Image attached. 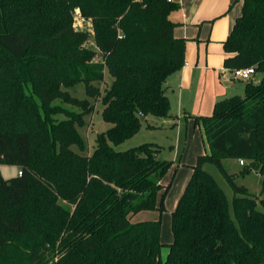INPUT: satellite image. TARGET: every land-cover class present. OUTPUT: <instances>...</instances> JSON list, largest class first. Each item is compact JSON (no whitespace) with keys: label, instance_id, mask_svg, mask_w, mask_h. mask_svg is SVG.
<instances>
[{"label":"trees","instance_id":"obj_1","mask_svg":"<svg viewBox=\"0 0 264 264\" xmlns=\"http://www.w3.org/2000/svg\"><path fill=\"white\" fill-rule=\"evenodd\" d=\"M76 7L97 50L74 29ZM179 8L176 0H0V164L22 172L6 179L0 170V264H264V198L224 165L242 159L238 175L264 173V75L202 120L210 152L173 211L165 259L161 220L131 218L165 209L158 195L173 163L160 157L163 146L117 147L138 133L142 113L170 116L165 84L185 65L187 42L174 35ZM223 46L230 71L264 74V0H243ZM106 70L114 79L102 96ZM80 82L89 99L64 89ZM100 96L112 126L82 154L73 149L86 147L78 126ZM206 163L233 188L234 214Z\"/></svg>","mask_w":264,"mask_h":264},{"label":"rangeland","instance_id":"obj_2","mask_svg":"<svg viewBox=\"0 0 264 264\" xmlns=\"http://www.w3.org/2000/svg\"><path fill=\"white\" fill-rule=\"evenodd\" d=\"M77 9L80 8L76 7L73 11L74 29L77 31L87 32L89 34V38L84 45L97 50L93 38L94 28L92 22L88 21L89 23H84L82 26L75 25V16L77 15ZM213 40V45H220L219 41H216V39ZM96 60H101V57L97 56ZM263 75V73L257 72L255 75L257 81L260 80ZM228 77H234L232 72H229ZM113 79L114 78L106 70L105 80L100 83L101 90L103 91L102 96L104 94V90L111 87ZM250 81L253 82L256 80L252 79ZM246 82L247 81L245 80H236L235 83L231 84L230 87H228L229 93L227 97L236 94L244 95ZM64 89L67 90V92L72 97L89 99L85 84L83 82H80L73 87ZM200 90L202 89L200 88ZM102 96H100L98 99L90 100L95 104L94 111L85 116V124L83 126H78L80 135L83 138L86 147L85 150L82 151L79 146L74 145L73 149L82 154L92 153L96 146L97 133L106 132L112 126L111 123L106 122L103 118L102 112L104 105ZM215 105L216 104H214L209 109V111H206L202 115L192 114V118L190 119L182 116L180 112H177V110H175V108H172V110L170 108V115L172 116L166 118V121L164 122H162L163 118L149 115L146 120L142 121V125L138 133L117 147L120 150H126L145 142H156L163 146L160 157L172 161L173 163L170 170L163 177V188L158 195L157 207L160 206L163 200L165 207L163 212L161 213L159 209H153L147 210L144 214H134L131 216L132 221L134 222L141 220H161V241L164 244L162 248L163 259L166 258L169 252V245L174 241L172 216L173 211L178 203L179 196L181 195V193L183 194L184 190L186 189V186L192 176L193 168L197 164L198 157L210 152L202 120L213 115ZM177 116H179V118H177ZM59 117L64 118L65 116L59 115ZM197 117L201 118V120L199 121L200 125L196 124ZM224 165L230 173L235 174V181L237 184L245 185L246 187H248L250 192H252L255 197L259 199L264 198V173H260L259 170H254L253 172L246 174L245 176L238 175L237 173H239L243 165L238 162L237 159H225ZM204 168L207 172L213 175V177L218 181V183L226 192L230 203V211L232 214H234L233 188L230 186L228 181L225 179V177L215 164L206 163ZM0 170L2 172V175L6 179L16 176L19 173V167L16 165L0 164Z\"/></svg>","mask_w":264,"mask_h":264},{"label":"crops","instance_id":"obj_3","mask_svg":"<svg viewBox=\"0 0 264 264\" xmlns=\"http://www.w3.org/2000/svg\"><path fill=\"white\" fill-rule=\"evenodd\" d=\"M176 1L180 8L171 12L170 18L176 23L174 35L187 40L185 65L168 77L165 87L171 110L175 108L190 119L192 114L202 115L227 97L228 87L239 80L228 77L231 71L224 64L227 53L223 42L242 13L243 0ZM213 39L220 45H213ZM254 79L257 81L256 76ZM164 121L166 118L162 119ZM196 124L200 125V122L196 121Z\"/></svg>","mask_w":264,"mask_h":264},{"label":"built area","instance_id":"obj_4","mask_svg":"<svg viewBox=\"0 0 264 264\" xmlns=\"http://www.w3.org/2000/svg\"><path fill=\"white\" fill-rule=\"evenodd\" d=\"M76 16H75V25H80L82 26L84 23H89L90 20L86 19L80 9L76 10ZM89 21V22H88ZM234 78L239 79V80H245V81H250L254 79V76L256 75V67L255 66H247V67H240L236 68L231 71ZM240 163L243 165L245 163L244 160H240ZM19 175H22V172L19 171Z\"/></svg>","mask_w":264,"mask_h":264},{"label":"water","instance_id":"obj_5","mask_svg":"<svg viewBox=\"0 0 264 264\" xmlns=\"http://www.w3.org/2000/svg\"><path fill=\"white\" fill-rule=\"evenodd\" d=\"M142 120H145L146 116L142 113L141 114Z\"/></svg>","mask_w":264,"mask_h":264}]
</instances>
